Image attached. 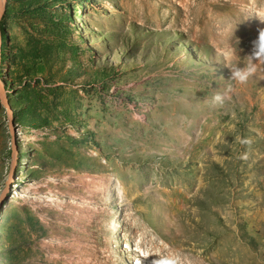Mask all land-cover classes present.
<instances>
[{
  "label": "rangeland",
  "instance_id": "obj_1",
  "mask_svg": "<svg viewBox=\"0 0 264 264\" xmlns=\"http://www.w3.org/2000/svg\"><path fill=\"white\" fill-rule=\"evenodd\" d=\"M1 1L0 264H264V0Z\"/></svg>",
  "mask_w": 264,
  "mask_h": 264
},
{
  "label": "clouds",
  "instance_id": "obj_2",
  "mask_svg": "<svg viewBox=\"0 0 264 264\" xmlns=\"http://www.w3.org/2000/svg\"><path fill=\"white\" fill-rule=\"evenodd\" d=\"M255 18L261 24H264V8L257 10ZM252 43V52L247 56V63L244 64L243 67L236 65L228 68L230 70L229 79L235 81L239 85L248 82L249 78L256 73L258 65H264V28L258 30V37ZM232 90V87L229 86L223 94L217 93L213 97V102L223 104L225 99L229 98L228 93ZM156 264H191V261L182 262L179 257H176L158 260Z\"/></svg>",
  "mask_w": 264,
  "mask_h": 264
},
{
  "label": "bare ground",
  "instance_id": "obj_3",
  "mask_svg": "<svg viewBox=\"0 0 264 264\" xmlns=\"http://www.w3.org/2000/svg\"><path fill=\"white\" fill-rule=\"evenodd\" d=\"M1 1V0H0ZM2 4V1L0 2ZM117 212V211H116ZM118 214V213H117ZM111 232L112 234H116V236L118 235L119 233V228H118V223L117 222H114L113 225L111 226ZM124 246L128 249H131L132 250V244H130L128 241H125L124 242ZM136 262V264H138L139 262L134 260Z\"/></svg>",
  "mask_w": 264,
  "mask_h": 264
},
{
  "label": "trees",
  "instance_id": "obj_4",
  "mask_svg": "<svg viewBox=\"0 0 264 264\" xmlns=\"http://www.w3.org/2000/svg\"><path fill=\"white\" fill-rule=\"evenodd\" d=\"M2 45L4 46V41L2 42Z\"/></svg>",
  "mask_w": 264,
  "mask_h": 264
}]
</instances>
